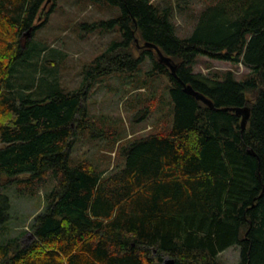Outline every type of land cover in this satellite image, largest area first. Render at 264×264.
<instances>
[{"label": "trees", "instance_id": "obj_1", "mask_svg": "<svg viewBox=\"0 0 264 264\" xmlns=\"http://www.w3.org/2000/svg\"><path fill=\"white\" fill-rule=\"evenodd\" d=\"M88 1L120 8L118 16L85 27H117L121 40L86 67L80 88L64 91L50 80L23 85L14 68L35 20L44 21L47 0H0V233L11 217L8 185L21 183L33 195L47 177L55 182L32 239L0 241V264H165V256L169 264H218L219 253L234 244L238 264H264V0H203L186 36L176 33L171 5ZM145 42L169 56L178 77L215 107L248 106L245 129L233 111L212 110L185 93ZM198 55L249 71L241 79L230 70L221 77L194 72ZM146 59L147 75L170 81L171 127L119 146L124 163L109 174L88 159L75 161L72 144L86 127L83 102L92 81L135 71Z\"/></svg>", "mask_w": 264, "mask_h": 264}, {"label": "rangeland", "instance_id": "obj_2", "mask_svg": "<svg viewBox=\"0 0 264 264\" xmlns=\"http://www.w3.org/2000/svg\"><path fill=\"white\" fill-rule=\"evenodd\" d=\"M153 1L160 7L171 5L172 22L179 36L192 31L195 15L204 5L203 0H189V7L184 11L182 7L187 5L186 0ZM45 12L42 23L35 20L38 27L28 36V40H32L26 54L15 64L14 68H18L16 75L22 76L23 85L34 83L39 87L50 80V87L56 89H78L85 81L86 67L93 64L95 57L113 40H121L117 27L88 30L85 24L116 17L120 8L97 5L88 0H50ZM132 51L135 52L134 47ZM150 67L151 61L146 59L135 71L113 72L92 81L83 102L86 127L82 132L77 131L72 144L75 161L88 159L98 170L109 174L124 163L119 146L134 138L165 132L171 127L174 116L170 81L165 75H147ZM229 70L238 79L249 71L241 63L233 64L202 55L197 56L193 66L194 72L210 76L218 74L221 77ZM147 106H151V112L141 117ZM54 184L52 178L47 177L33 195L22 191L21 183L8 185L3 193L9 196L11 217L3 223L1 242L16 236L25 245L32 239V223L45 208L47 194ZM239 259L238 244L224 249L217 257L218 264H238ZM168 260L165 256V261Z\"/></svg>", "mask_w": 264, "mask_h": 264}, {"label": "water", "instance_id": "obj_3", "mask_svg": "<svg viewBox=\"0 0 264 264\" xmlns=\"http://www.w3.org/2000/svg\"><path fill=\"white\" fill-rule=\"evenodd\" d=\"M48 1H50V0H47V2ZM46 3L44 4V6H43V8H42V10L40 12L39 19L42 18L43 14L45 12ZM25 34L29 35V31H27ZM135 42L137 43V45H139L137 38H135ZM142 46L148 47V48H152V49L155 50V53H156L158 61L161 62V63H164L170 69L171 75L173 77H175L179 82H181V84L183 86V91L185 93H187L189 95H192L196 100L204 103L205 105H207L212 110H221V111L230 110V111H233L236 115L241 116V119H240L241 132L245 129L247 121H248V118L250 116V108L248 106H243V107H222V108L215 107L213 102H212V100L210 98H208L206 95H204L200 91L194 89L191 84L183 82L178 77V75L176 74V67H177L176 63H174L169 56L164 55L162 53V51L155 44L150 43V42H145V43L142 44ZM251 153L254 154L253 152H251ZM165 263L169 264V261H165Z\"/></svg>", "mask_w": 264, "mask_h": 264}]
</instances>
